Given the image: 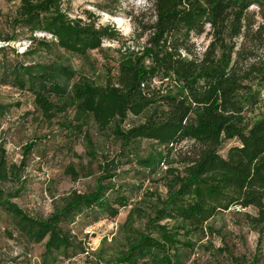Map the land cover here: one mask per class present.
Masks as SVG:
<instances>
[{"label": "trees", "instance_id": "16d2710c", "mask_svg": "<svg viewBox=\"0 0 264 264\" xmlns=\"http://www.w3.org/2000/svg\"><path fill=\"white\" fill-rule=\"evenodd\" d=\"M16 1L0 41L25 38L27 44L21 51L0 45V84L28 92L42 118L84 137L88 147L92 121L122 147L151 141L144 156L127 155L141 168L164 165L165 194L145 191L151 199L145 208L141 198L129 202L132 184L112 180L120 164L112 158L99 163L103 173L91 191H69L44 218L26 214L10 200L15 193L0 188V207L15 218L17 231L31 243L43 242L41 264H56L69 249L86 251L66 225L78 217L90 224L113 218L127 205L120 226L125 245L108 264H187L192 237L210 232L206 222L229 208L251 229L264 230V115L252 116L255 107L263 110L264 0H150L153 20L141 26L140 49L121 52L101 83L77 76L64 56L81 58L100 49L103 39L118 40L113 26L96 23L87 10L72 15L70 0ZM202 33L208 41L196 54L191 36ZM37 53L46 59L25 60ZM12 106L0 103V119ZM128 115L137 120L122 127ZM231 139L236 143L222 156L219 148ZM182 141L188 146L173 151ZM23 169L0 147V182L19 180ZM66 173L76 176L71 166ZM141 218L142 226H134Z\"/></svg>", "mask_w": 264, "mask_h": 264}, {"label": "rangeland", "instance_id": "374dc122", "mask_svg": "<svg viewBox=\"0 0 264 264\" xmlns=\"http://www.w3.org/2000/svg\"><path fill=\"white\" fill-rule=\"evenodd\" d=\"M149 2L150 0H70L72 15L83 16L82 11L87 10L96 23L113 26L119 36L118 40L103 39L100 49L90 50L84 57L65 54V59L77 72V76L84 75L94 83H101L108 72L115 71L121 52L140 49L144 42V33H140L141 26L153 20ZM16 3V0H0V37L8 34L7 18ZM207 41L204 33L191 36L193 51L201 53ZM1 44H9L21 51L27 40L21 38L17 41H0ZM45 59L43 53H37L25 60ZM171 91H174L173 87ZM261 93L264 95V88ZM0 103L13 104L0 119V147L8 161L24 165L19 173V180L0 182V188L5 192L15 193L10 200L29 216L46 217L61 205V198L71 190L91 191L96 177L103 173L99 169V163L109 158L120 163L115 169L117 176L112 180L134 186L128 191L129 202L139 201L141 198L140 206L145 208L144 203L151 200L145 191L164 196L165 188L159 174L164 165L152 172L141 168L134 161L133 154L142 157L152 149L151 141L140 140L130 144L128 149L122 147L120 141L107 130H98L89 121L86 131L92 144L88 147L84 137L66 132L56 122L50 123L42 118L28 92L0 84ZM260 115H264V107L263 110L259 106L255 107L252 116ZM128 116L129 120H125L122 127L130 120H137ZM30 142L32 145L22 152L23 146ZM235 143L234 139L225 141L219 148V153L223 156L227 147ZM188 144L189 142L182 141L173 151H178L179 148L184 150ZM129 150L133 154L127 157ZM127 159L130 162L126 163ZM67 166L73 168L75 177L66 173ZM128 209L129 205L120 208L113 218H102L91 224L78 217L66 225L87 254L77 251L72 253L69 249L66 256H57L56 264H108L112 261L125 245V234L120 226ZM245 210L253 211L251 208ZM143 221V218L136 220L134 226L141 227ZM206 224L211 227V231L192 237L194 247L186 260L187 264H240V259L249 261L253 257L256 258L255 264H264V230L258 232L247 226L237 209L229 208L219 212ZM42 244V241L31 243L21 235L15 227V218L0 207V264H41ZM224 249L236 257L237 261H233Z\"/></svg>", "mask_w": 264, "mask_h": 264}, {"label": "built area", "instance_id": "2783aa9c", "mask_svg": "<svg viewBox=\"0 0 264 264\" xmlns=\"http://www.w3.org/2000/svg\"><path fill=\"white\" fill-rule=\"evenodd\" d=\"M262 92V91H261ZM261 101L263 103V107H264V95L261 93ZM86 253V251L84 252V254Z\"/></svg>", "mask_w": 264, "mask_h": 264}]
</instances>
